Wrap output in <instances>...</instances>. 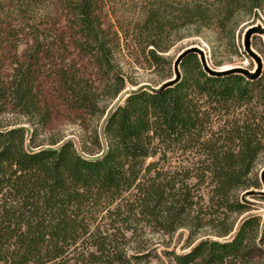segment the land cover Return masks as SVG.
I'll return each mask as SVG.
<instances>
[{"label": "trees", "instance_id": "trees-1", "mask_svg": "<svg viewBox=\"0 0 264 264\" xmlns=\"http://www.w3.org/2000/svg\"><path fill=\"white\" fill-rule=\"evenodd\" d=\"M133 3L0 0V264H153L151 237L180 230L185 251L161 264H264V214L244 196L264 202V70L214 75L188 52L163 84L175 43L234 45L264 0ZM125 57L158 82L129 78ZM43 82L94 121L79 148L41 136Z\"/></svg>", "mask_w": 264, "mask_h": 264}, {"label": "rangeland", "instance_id": "rangeland-1", "mask_svg": "<svg viewBox=\"0 0 264 264\" xmlns=\"http://www.w3.org/2000/svg\"><path fill=\"white\" fill-rule=\"evenodd\" d=\"M122 2L125 4L123 7L125 10L132 11L134 9L133 2H136V0H133V2L132 0H122ZM254 25H260L264 28V8L259 12V18L246 20L237 27L234 33V45L227 43L223 39L219 40L211 31H204L201 35H191L175 43L166 54L175 60L181 51L188 47L195 46L203 50L206 56L207 64L213 69L242 67L253 72L256 68V63L243 50V36L247 28ZM250 44L252 50L260 56L262 69L264 70V36L252 34L250 37ZM23 50L24 45L21 44L18 48V53H21ZM235 50H237V52ZM12 58V53H6L4 67L6 74L11 72L9 62ZM213 63H219L220 65L213 66ZM121 66L129 78L135 79L140 84L149 85L151 83L153 85L158 82L157 76L152 73L151 70L134 66L129 57L121 59ZM41 89L43 103L49 107L51 112V119L46 128L41 131V136L44 138L65 136V138H70L76 147L79 148L80 139L87 136L86 129H92V126L95 124L94 121H86V124L89 126L84 129L79 125V121L77 119L78 115L67 109L65 104L58 97L54 85H52L51 82H43L41 84ZM126 89H134V87L128 85ZM123 96L124 93L120 94L119 97L111 103V106L116 102H121ZM11 116L12 115L10 113L4 115L6 119ZM263 169L264 167L257 166L259 175ZM262 189L264 190V187ZM244 196L250 202L255 204V212L261 215L264 214V202L253 200L251 198L252 195L244 194ZM151 238L153 247L155 248V251L159 255L161 261H164L163 255L161 254L162 250H173L176 253H183L185 251V231L180 230L172 236L153 235ZM161 261L154 259L153 264H161Z\"/></svg>", "mask_w": 264, "mask_h": 264}, {"label": "water", "instance_id": "water-1", "mask_svg": "<svg viewBox=\"0 0 264 264\" xmlns=\"http://www.w3.org/2000/svg\"><path fill=\"white\" fill-rule=\"evenodd\" d=\"M252 34H258V35H263L264 36V28L261 27L260 25H254L251 26L249 28H247V30L244 33L243 36V50L247 53L248 56H250L256 63V68L255 70L249 71L248 69L242 68V67H230V68H224V69H213L211 68L208 64H207V60H206V56L205 53L203 52V50H201L198 47L195 46H191L188 47L186 49H184L183 51H181L177 57L175 58V60L173 61V77L166 80L165 82H163L164 85L166 84H170L174 81H176L179 76H180V71H179V62L181 60V58L188 52H194L198 55L199 60L201 62V65L203 67V69L210 73V74H214V75H223V74H228V73H241L243 76H245L246 78L252 79L257 77L262 69V63H261V58L260 56L255 53L252 48H251V44H250V37ZM260 178L264 187V169L262 170L261 174H260ZM255 193V191H246L244 194L247 195H253Z\"/></svg>", "mask_w": 264, "mask_h": 264}]
</instances>
